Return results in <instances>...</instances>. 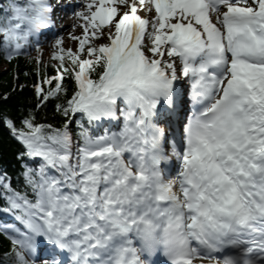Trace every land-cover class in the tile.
Returning <instances> with one entry per match:
<instances>
[{
	"label": "snow or ice",
	"instance_id": "obj_1",
	"mask_svg": "<svg viewBox=\"0 0 264 264\" xmlns=\"http://www.w3.org/2000/svg\"><path fill=\"white\" fill-rule=\"evenodd\" d=\"M23 57L0 264H264V0H0Z\"/></svg>",
	"mask_w": 264,
	"mask_h": 264
},
{
	"label": "trees",
	"instance_id": "obj_2",
	"mask_svg": "<svg viewBox=\"0 0 264 264\" xmlns=\"http://www.w3.org/2000/svg\"><path fill=\"white\" fill-rule=\"evenodd\" d=\"M54 63V61H50ZM8 70V71H6ZM20 72L19 81H14V73ZM24 72H28L29 75H23ZM49 74L52 73V68L48 69ZM35 79L33 74V67L28 57L20 58L17 62L9 64L7 61L0 59V97L4 93H9V99H0V107L7 108L16 113L17 107L20 104H27L32 100V89L31 87H25L23 92L18 89L12 91L15 83H21L30 86ZM22 110V109H21ZM53 105L49 104L45 112L41 113V116L46 115L48 120L52 119ZM0 134L4 137V143L0 145V153H2L6 159H11L12 151L15 145L7 139V133L0 129Z\"/></svg>",
	"mask_w": 264,
	"mask_h": 264
},
{
	"label": "rangeland",
	"instance_id": "obj_3",
	"mask_svg": "<svg viewBox=\"0 0 264 264\" xmlns=\"http://www.w3.org/2000/svg\"><path fill=\"white\" fill-rule=\"evenodd\" d=\"M142 14L144 15L145 13L142 10ZM73 23V17L71 19L67 18L63 21V24L65 26V28L61 31L64 33L65 36V46L66 47H73L75 48V41H72L69 39L68 37V32L71 31V28H69L68 26L71 25ZM80 29H76V32L79 33ZM45 47H49L48 45H45ZM34 53V52H33ZM35 55V53H34ZM45 58L47 59V53L45 54Z\"/></svg>",
	"mask_w": 264,
	"mask_h": 264
}]
</instances>
